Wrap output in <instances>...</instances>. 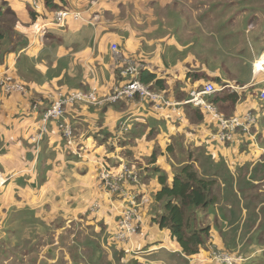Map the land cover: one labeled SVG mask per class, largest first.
Instances as JSON below:
<instances>
[{
	"label": "crops",
	"instance_id": "obj_1",
	"mask_svg": "<svg viewBox=\"0 0 264 264\" xmlns=\"http://www.w3.org/2000/svg\"><path fill=\"white\" fill-rule=\"evenodd\" d=\"M66 1L74 7L73 11L86 12L89 9L91 11L84 14V21H73L63 28L48 26V28L57 27L59 34L49 33L47 28L46 34L48 32L47 37L50 39L47 38L46 41H44L45 34L36 32L35 27H31L33 21H37L41 26L43 21L51 20L53 13L45 8V2H39V11L30 7L29 0H12L10 5V8H13L11 11L13 23L20 21L17 27L19 31L14 33L17 43L11 44L5 63L3 65L0 63V79L6 75L12 76L27 86V92L11 96L7 94L4 96L3 93L0 101V264L16 262V264H51V260H56L49 258L50 253L54 251L53 246H59L58 251H64L59 255L68 254L70 245H67V240L61 245L59 235L54 238L52 244L42 249V252L35 249L38 244L31 242L33 240L24 234L22 237H16L19 225L25 226L27 230L33 229L29 226L31 221L27 218L29 212L27 209L34 212L39 227L41 224L42 227L57 224L63 234L65 232L74 234L76 231L74 222L83 217V210L90 218L95 219L88 220L89 231L94 232V240L84 242L78 239L77 244L74 245L77 252H80L79 245L91 243V248L95 247L94 254L102 251L112 261L113 255L109 252L111 248L116 253L122 247L130 250L131 259L137 258L140 254L149 253V251L135 255L132 253L133 248L142 249L144 242L140 237L137 240L133 239L132 243L117 240L118 215L124 210V202L122 198L113 201L114 196L110 195L103 186L100 177L104 169L112 172L115 177L127 170H134L133 161H148L153 157L154 163L151 161L152 164H149L153 165V170L160 169L163 175L172 179L184 165L193 164L201 176L217 179L218 186L222 188L216 207L222 205L221 203L227 207L225 201L228 198L225 196L229 195V190L233 192L232 187L228 185L229 180L233 178L248 180L252 184L250 187L254 188L264 184V127H260V124L264 126V102L260 99V92L264 88V50L253 53L252 72L248 82L243 85H234L219 72L206 70L207 75H204L190 70L189 66L183 65L180 60L174 61L170 58L173 52L165 51L164 46L170 42L171 38L165 32L166 30H159L154 19L158 11L164 13L165 10H174L173 0ZM204 1L188 0L189 3L199 4ZM94 2L96 7L91 6ZM56 3L60 2L56 1ZM121 6L128 11L126 15L121 14L129 19L125 26L118 24L123 20L119 21L117 14ZM94 15H98L99 19L87 23L86 21L92 20ZM255 17L258 18L256 14ZM249 28H253L252 25ZM71 34L77 35L74 41L69 39ZM23 35L29 37L27 46L20 41V36ZM56 36L61 37L56 38ZM113 45L119 47L120 50L117 53L113 51ZM66 46H80V52L70 61L69 66H79L81 63L84 75L89 77L88 82L86 83L80 71H72L66 79L67 86L59 84L54 86V90L48 92L38 89L34 82L29 84L35 75L34 70L30 68L31 64L37 61L43 64L42 69L46 71L47 66L44 61L48 60L51 66L57 69L59 59L67 56ZM2 49L3 47H0V51ZM3 56H0V62L4 61ZM135 57L143 63L142 68L155 73L157 78L163 81L169 95L167 97L172 102L183 101L189 97L192 90L206 83L214 84L215 82L218 92L210 100L218 104H216L218 109L225 117L230 118L251 111L258 115V125L260 122L258 112L262 111V122L259 127L255 126L252 135H237L233 143L220 145L211 137L216 129V121L204 109L187 106L183 109L182 117H179V111L175 108L154 110L150 103L139 100L121 103L104 110L105 99L122 82L120 68L129 61H137ZM260 62L261 67L257 65ZM71 92L85 94L94 92L98 102L76 103L68 110V122L74 129L73 144L63 139L56 123H49L39 148L33 143L36 151L41 152L37 160L29 147L31 146V150L35 149L31 141L39 134L41 114L49 106L48 98ZM122 120L127 121L133 129L129 136L122 137V145L115 141L117 150L112 149L113 152H109L111 157L108 159L106 155L108 151L105 150L108 143L104 138L108 133L114 132V128ZM155 120H160L163 124H157ZM160 140L162 146L157 144ZM156 148H160V151H156ZM105 157L113 165H110L108 161L105 162ZM158 159L161 160L160 163H157ZM228 160L233 166L234 173L226 164ZM151 169H148V172H151ZM153 176L154 178L150 177L149 186L142 184L140 191L130 187L131 193L138 195L144 193L150 201L151 195L160 187L157 181L159 175L153 173ZM222 179L223 182H221ZM235 185L236 181L234 187ZM127 186L128 184L125 185V189ZM245 189L241 188L239 191L238 188H234L240 203L250 205L247 207L251 213L249 217L257 220V216L262 214L260 220L263 224L258 237L250 235L251 237L246 239L247 235H243L242 240H239L242 244L238 247L237 254L228 247L224 249L225 237H222V234L218 236L217 245L212 241L211 246L221 249L222 245L223 251L229 250L227 252L240 258L238 264H249L251 261H254V264H264V200L258 201L255 198V196L264 198V186L262 185L259 188L261 190L258 189V192H255L254 203H261L258 206H251L253 202H245L240 198L241 194L246 192ZM236 198L234 201H237ZM240 203L239 208L242 209L243 206ZM96 207L98 208L93 210ZM246 219L244 217L243 222ZM139 220L143 236H151L158 231L153 224H150L149 214L143 210ZM247 220L250 221V219ZM222 221L226 226L230 224L226 215L225 219L222 217ZM163 235L162 245L168 247L170 245L174 250L178 248L168 233ZM40 237L44 236L40 235ZM20 243H22L21 246H31L32 243L35 245L31 246L32 249L29 248L33 251L32 253L26 254L22 261L14 262L17 244ZM171 243L175 246H171ZM77 254L84 255L81 252ZM52 255L55 257L58 253ZM65 255L64 260H66ZM188 258L195 261L202 260L194 264H211L213 261L208 250ZM91 260L84 264H93ZM122 262L127 264L129 258H123Z\"/></svg>",
	"mask_w": 264,
	"mask_h": 264
},
{
	"label": "rangeland",
	"instance_id": "obj_2",
	"mask_svg": "<svg viewBox=\"0 0 264 264\" xmlns=\"http://www.w3.org/2000/svg\"><path fill=\"white\" fill-rule=\"evenodd\" d=\"M11 2L12 0H0V32L3 35V38L0 39V47H3L2 51H0V56L2 57L4 55V61H2L3 63L0 62L2 65L5 63V58L11 44L17 43L15 39L16 35H14V33L16 34L19 31L17 27L20 21L13 23L14 20L11 18V11L13 10V8H10ZM173 4L175 7L174 10H165L164 13L158 11L154 19L159 30H166L165 32H167L168 36L171 38L170 42L164 46L165 51L171 50L173 52V54L170 55V58H172L174 61L180 60L183 65L186 64L189 66L190 70L192 69L193 71L201 72L204 75H207L206 70L219 72L234 85H243L247 83L252 72L253 53L255 51L259 53L261 50H264V0H205L200 4L195 2L189 3L188 0H173ZM122 7L123 6L119 8L117 14L119 21L120 19L123 20H121V22L118 24L125 26L124 24L129 21L128 17L125 16L128 11ZM66 8L68 10H75L73 9L74 7L70 5V3L67 4ZM255 14L258 16V18L255 17ZM166 19H168L167 22ZM70 22H73V20L70 19L68 24ZM22 23L25 24L24 22ZM68 24L66 26H68ZM250 25H252L253 28H249ZM34 29H37L36 26ZM48 30L49 33L52 32L54 35L59 34V29L57 27H49ZM47 35L48 32L44 37V41L47 40ZM57 37L61 36H56V38ZM75 38H77L76 34H71L69 36V39L72 41H74ZM20 41L25 46L29 45L28 36H20ZM66 49L68 52L67 56L59 59V67L57 69L51 66L48 60L44 61L45 65L47 66V68H45L46 71L42 69L43 64H39L37 61L32 63L30 68L34 70L35 75L32 78L33 81H30L29 84L34 82L38 89L47 90L46 92H48L50 90H54V86L59 84L61 86H67L66 79L69 78L71 74L70 72L72 71H80L81 76L85 78L87 83L89 77L84 75V70L81 63L79 66H69L70 61L73 60L80 52V46H66ZM139 55L142 54L139 53ZM260 64L261 62L257 65L259 66ZM5 95L6 94H4V96ZM2 96L3 92L0 89V101ZM258 113L260 114V124L263 118L261 117L262 111ZM155 122L157 124H163V122L160 120H155ZM259 124L257 127H259ZM260 127L263 128L264 126L260 124ZM157 144L162 146L161 140ZM29 145H31V143H29ZM107 146L108 147H106L105 150H107L108 153H106V155H108L107 157L110 159L111 154H109V152H111L112 149L115 151L116 148H112L110 145ZM30 148L31 146L29 147V150L31 151L34 158L38 160L40 158L41 152L36 151L35 145L34 150H31ZM119 150L122 151L123 149ZM156 151H160V148H156ZM104 156L105 154L103 157ZM152 158L153 157L149 158L148 161L139 160V162H132L133 167L135 168L134 170L137 169L139 171L140 179L142 180L143 184L148 186L151 182V178H153V176L150 178L148 174V169L153 167V165H149L151 164L150 162L152 161ZM105 159V162L108 161L110 165H113V163H111L106 157ZM160 161L161 160L158 159L157 163H160ZM226 164L230 171L234 173V169L230 160H228ZM161 166L164 167L162 164ZM202 173L205 176L203 171ZM235 181L236 185L234 187ZM221 182H223V179ZM228 185L232 187L233 192L232 190L228 191L229 195L225 196V198H228L225 203L227 207H231L227 208L223 203H221L222 205L217 206L215 210L199 209L195 213H189V215L190 219H192L191 225H196L199 229L208 227L211 229L212 236L209 239L211 242L214 241V244L217 245V242H219L218 236L222 234V237H225V239L222 238L224 249L228 247L233 251L234 254H237L239 253L238 247L242 244L239 240H242L243 235H247L246 239L252 235L255 236V238L258 237V232L261 230L263 222L260 220L262 214L257 216V220L256 218L254 219L248 216L251 214L249 210H247V207L250 205L247 203H240L234 188H238L239 191L241 188H246V192H243L240 198L244 199L245 202H253L251 206H258L261 203H254V196L256 195L255 192H258V189L262 187V185L264 186V184H261L258 186V188H254L250 187L252 184H250L248 180H244L242 178L235 180V178H233L232 180H229ZM215 191L218 195L222 194V188L218 185ZM232 193L234 194L232 195ZM235 197H237V201H234ZM255 198H257L258 201L261 199L264 200V198L261 196H255ZM239 203L241 206H243L242 209L239 208ZM15 209L17 210V208ZM27 210L29 211L27 218L31 221L29 226H32L33 229L27 230V228H24L25 226L19 225V231L16 233V237H22L24 234L26 237L33 240L31 242L38 244L35 249L41 252L43 251L42 249H45L50 244H52L54 238H57L58 235L61 245H63L65 240H67V245H70L68 247V254L66 255H59L64 251H58L59 246H53L54 251L50 253L51 255H49V258L50 260L56 259L57 261L51 260V264H81L82 262L84 264L87 263L88 260L90 262L93 256L94 258L91 260L92 263L103 264L102 262H106L105 260L108 259V255H104L102 251H99V254H94L95 247L91 248V243L79 245V251L84 255L77 254L80 252L76 251L74 245L77 244L78 239L84 242L94 240V232L89 231L88 220L94 221L95 219L90 218V216L87 215L84 210L82 212L83 217L78 218L74 222V228H76V231L73 235L68 234L67 232H65V234L61 233L62 229H59L57 224L45 227H42L41 224V227H39L40 225L38 219L35 218L34 212L30 209ZM243 210H246L247 212L244 213ZM163 212L164 210L162 204L156 203L154 201L147 211L149 216H159ZM221 215L223 219H225L226 215L227 221L230 222V224L227 226L224 225ZM244 217L250 219V221L246 219L245 222H243ZM228 218H231V220H228ZM233 218H235V220ZM231 222H233V224ZM235 222L237 223L235 224ZM240 228V234L238 235ZM234 230L237 231L236 236L233 235ZM40 235H43L44 237L41 238ZM21 245L22 243L17 244V251L13 260L14 262L22 261L26 254L32 253L33 251L30 249H32L31 246L33 247L35 244L32 243L31 246ZM171 246L175 245L171 243ZM163 247L167 249L169 248L167 245H163ZM210 248L216 253L223 250L222 245L221 249L216 248V246H211ZM109 252H111L110 255L116 254L112 248ZM54 253H58V255L53 257L52 254ZM177 253L178 248L175 250L170 248L168 250H162L156 260H151V258L147 257V254H140L137 256V258L133 259H137L144 264H188V262L189 264H194L195 262L198 263V260L202 261L201 259H197V261H195V259L193 260L188 258L187 262L180 255H177ZM64 255L66 260H64ZM225 256L226 255L223 257ZM226 258L228 257L226 256Z\"/></svg>",
	"mask_w": 264,
	"mask_h": 264
},
{
	"label": "trees",
	"instance_id": "obj_3",
	"mask_svg": "<svg viewBox=\"0 0 264 264\" xmlns=\"http://www.w3.org/2000/svg\"><path fill=\"white\" fill-rule=\"evenodd\" d=\"M39 1L45 2L44 3L45 8L53 13V16L50 21H52L54 17V13L56 11L68 10L66 8L67 7L66 0H39ZM56 1H59L60 3H56ZM39 27H40V23L36 25V28ZM2 38L3 35L0 32V39ZM118 50H120L119 47ZM134 59L139 62L138 63L137 61H134L135 64L139 66L138 72L134 75H129L127 77L121 76L122 82L120 83V86L138 80L143 85L149 87L150 90L164 94L165 97L168 99L167 96L169 95H167L168 92H166L165 90L163 81L158 79L155 73H151L146 69L142 68L143 63L139 61L137 57H135ZM126 67H127V63H125V65L121 67L123 70L120 68L121 74L122 71L126 69ZM214 84L216 85L215 82ZM232 99L236 100L235 97H232ZM139 100L140 101L142 100L140 99L139 96H136L134 99H128L125 97L116 102L106 100L104 103L105 104L104 110H106L108 107L111 106L116 107L118 106V104L121 103H128ZM143 101L148 102V104L150 103L146 98L143 99ZM213 103H215V101ZM216 104L217 103H215L214 105L218 109L217 106L218 104L217 105ZM150 105L152 106L151 103ZM178 109H184V108L179 107ZM154 110L156 109L154 108ZM178 116L180 117L179 112H178ZM51 123H56L59 128L58 122L52 121ZM132 129L133 128L130 126V124H126L122 120L114 128V132H110V134L108 133L105 136L104 140L107 141L108 145H110L113 148L115 147V141L117 140L120 144L122 137L129 136ZM219 129L221 130V125L220 123H217L216 129L213 133H217ZM237 135L244 136L242 132L236 130L234 133H232L233 141ZM117 136H120L121 138ZM65 141L68 142L67 140ZM213 141L216 142L215 140ZM233 141L222 144L219 142L216 143H219L220 145H228L230 143H233ZM152 163H154L153 159H152ZM154 169L155 170H153L152 168L151 172H148L149 177H152L153 173H155V175H159L157 181L160 187L155 191V193L151 195L150 201L147 200L146 195L144 193L143 194L139 193L140 195H138L135 193H131V190L129 189L130 187H132L140 191V187L143 186L142 185L143 182L140 179V173L138 170H133L134 173L137 175V179H138L137 182L133 180V177H126L122 182H120V185L122 186V190L127 192V194H130L131 196L135 197V202L128 200V198L125 199L126 194H124L122 190L112 193V195L115 198L113 201L122 198V201L124 202L125 212L133 213V218L135 220V225L137 228V234L133 236V239L137 240L138 237H140V239L144 242L142 249L138 247L137 251L140 253L149 251V253H147V257L151 258V260L152 259L156 260L159 257V254L162 250H168L171 248L170 245L169 248L167 249L163 247V245L161 244L163 243L161 242L164 238L163 234L168 233L171 237V240L178 247L177 255H180L187 262H188L187 259L188 257L195 256L204 250H208L211 253L213 259L211 264H226L215 257L218 254L232 256L235 259L234 263L238 264L240 262V258L233 256V253L223 250L220 251L221 253L220 252L216 253L213 249H209L210 246L212 245V242L209 240L212 236L211 229L209 227L199 229L196 225H191L192 219H190L189 213H195L199 209H205V210L216 209L215 207L218 204L220 198V196L215 191L218 185L217 179L213 177L206 178L201 176L199 172L194 168L193 164L184 165L181 168V170L175 173L174 178L172 179L163 175L164 173L160 171V169L157 168ZM126 184H128V186L125 189ZM109 191H111V189H109ZM143 200H147V201H143ZM153 201L162 204L164 212L159 216H150L151 218L150 224H153L154 227L158 229V231H156V233L151 236H143L142 225L138 216L141 215L142 210L143 212L147 213ZM119 219H120V214L118 215V220ZM233 219L235 220V218ZM233 232L234 235L237 234L235 230ZM251 242L253 243V240H251ZM130 253H131L130 250H125L122 247L120 248V251L118 250V252L115 255H113V257L115 258V259L113 258L114 259L113 261L108 258L107 260H105L106 262H102V263L113 264L116 260L114 264H124L122 262V259L129 258V262L127 264H144L137 259H131ZM253 262L254 261H251L249 262V264H254Z\"/></svg>",
	"mask_w": 264,
	"mask_h": 264
},
{
	"label": "built area",
	"instance_id": "obj_4",
	"mask_svg": "<svg viewBox=\"0 0 264 264\" xmlns=\"http://www.w3.org/2000/svg\"><path fill=\"white\" fill-rule=\"evenodd\" d=\"M29 5L35 10H40V3L38 0H29ZM96 3H93V6ZM91 11L89 9L86 12H75L71 10H60L54 13L53 20L51 22L43 21L41 26L37 28L35 31L46 34V30L48 26L54 25L57 27H65L68 24V21L72 19L73 21H84V14H88ZM98 15H94L92 20H87V23H92L94 20H98ZM37 21L31 25V27H35L37 25ZM113 51L116 53L118 52V46H112ZM259 67H261L259 65ZM139 66L135 64L134 61H129L127 63L126 69L122 72L123 77H127L129 75H134L138 72ZM0 89L3 91L4 94L11 96L17 93H26L27 86L19 81L16 80L12 76L6 75L2 79H0ZM218 92L217 87L212 83H206L205 85L198 87L190 92V95L187 99L178 102H172L171 100L167 99L164 94L155 92L150 90L149 87L143 85L138 80L133 81L132 83H128L126 85L117 86L113 89L112 93L105 99L108 101H119L123 98L134 99L136 96H139L140 99H148V101L152 104V107L157 109H166V108H175L179 111L180 117H182L183 109H178L179 107H187L193 106L195 108H200L208 111V113L213 117V119L217 123H220L221 130L217 133L212 134V139L219 143H226L233 141L232 133L236 130H239L243 134H247L248 136L253 134V130L258 123V115L254 112L248 111L245 114H241L238 116H233L227 118L221 113L212 100L210 98ZM260 99L264 102V88L260 92ZM49 106L46 111H44L41 119V125L39 134L32 139V143H34L37 148H39L44 134L47 133V126L52 121H56L59 124V129L62 133V137L64 140H67L70 144L74 142V129L71 123L68 122L67 112L68 110L74 106L76 103H97V98L95 93L85 94L83 92H71L69 94H59L56 97H49ZM264 105V104H263ZM124 123L128 124L127 121H123ZM126 177H133L134 181H138L137 175L134 171H125L122 174L117 176H113L112 172L107 169L101 171V181L103 186L109 191V194L122 190V186L120 182H122ZM125 195V199L135 202V197L127 194L124 190H122ZM147 201V200H143ZM98 207L94 208L93 210L97 209ZM138 213V210H137ZM1 216V213H0ZM123 216V217H122ZM139 217V216H138ZM1 230V229H0ZM137 234V228L135 225V220L133 218V213L125 212L122 210L120 212V219L118 220V232L116 234L117 240L126 241L128 243L133 242V236ZM132 253L140 254L136 249L133 248ZM224 255H217L215 256L217 259L221 260L226 264H235V259L232 256L226 255L228 258L223 257ZM231 257V258H230ZM215 259V258H214Z\"/></svg>",
	"mask_w": 264,
	"mask_h": 264
},
{
	"label": "clouds",
	"instance_id": "obj_5",
	"mask_svg": "<svg viewBox=\"0 0 264 264\" xmlns=\"http://www.w3.org/2000/svg\"><path fill=\"white\" fill-rule=\"evenodd\" d=\"M39 1V0H38ZM40 2V1H39ZM91 6H93V4L91 5ZM31 7V6H30ZM94 7H96V4L94 5ZM71 11H73V10H71ZM75 12H78V11H75ZM39 20V19H38ZM53 20V19H52ZM34 23L36 22V21H33ZM32 22V23H33ZM51 22V21H50ZM51 26H54V25H51ZM66 27V26H65ZM58 28H60V27H58ZM46 35V34H45Z\"/></svg>",
	"mask_w": 264,
	"mask_h": 264
}]
</instances>
